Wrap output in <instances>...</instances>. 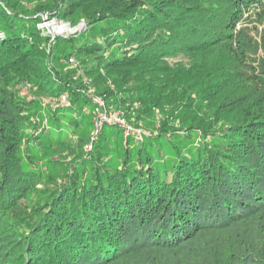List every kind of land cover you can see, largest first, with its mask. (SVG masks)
I'll return each instance as SVG.
<instances>
[{"label":"trees","instance_id":"obj_1","mask_svg":"<svg viewBox=\"0 0 264 264\" xmlns=\"http://www.w3.org/2000/svg\"><path fill=\"white\" fill-rule=\"evenodd\" d=\"M262 5L0 0V264H264Z\"/></svg>","mask_w":264,"mask_h":264},{"label":"built area","instance_id":"obj_2","mask_svg":"<svg viewBox=\"0 0 264 264\" xmlns=\"http://www.w3.org/2000/svg\"><path fill=\"white\" fill-rule=\"evenodd\" d=\"M44 22L45 21L39 24L40 28L46 26ZM53 37L55 38V34ZM68 61L73 64L77 63L75 62V59L73 57H69ZM87 91L89 92L90 95L93 96V101L95 105V114H96V124H97L96 131H99L100 127L106 122H111V123L116 122L118 124H122L126 128L125 132L127 134H129V132H135V131L142 132V130H140L139 128H134L130 123H128L126 119L122 118L124 116L121 117L122 111H118V110L109 111L108 106L106 105V100L103 99V97L97 95L92 87L87 88ZM58 101L61 106L70 105L69 96L66 93H63ZM86 147L91 149L90 145H87Z\"/></svg>","mask_w":264,"mask_h":264},{"label":"rangeland","instance_id":"obj_3","mask_svg":"<svg viewBox=\"0 0 264 264\" xmlns=\"http://www.w3.org/2000/svg\"><path fill=\"white\" fill-rule=\"evenodd\" d=\"M262 7H263L262 11H264V5H262ZM43 16H44V21H45L44 23L46 25L45 27H43V29L47 30L48 33L53 34V35L54 34L55 35H60V34L69 35V34L75 33V31H80L86 25L85 22H81L79 25L74 26V27H71V25L68 22L64 21L63 19H58L56 17L48 18L47 17L48 16L47 13L43 14ZM240 24L241 23L237 24V27H239ZM0 37H1V35H0ZM76 76H81L82 78L86 79V76H84L81 73V70H78V72H76V74H75L74 77H76ZM87 87L88 88H91L92 87L93 90H95V87L92 84L91 85H88ZM25 91H26V88L23 89L22 92L25 93ZM95 93H96V91H95ZM99 96H101V95H99ZM101 97H103V96H101ZM103 99H104V97H103ZM156 115L157 116L159 115L158 112H157ZM122 116L123 115L121 114V117ZM122 118L125 119V117H122ZM96 126H97V124H95V128L97 130V127ZM138 128L140 130H143V127L141 125Z\"/></svg>","mask_w":264,"mask_h":264}]
</instances>
